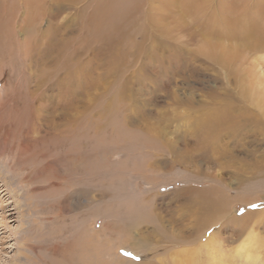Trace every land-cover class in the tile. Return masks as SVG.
<instances>
[{
  "label": "rangeland",
  "instance_id": "374dc122",
  "mask_svg": "<svg viewBox=\"0 0 264 264\" xmlns=\"http://www.w3.org/2000/svg\"><path fill=\"white\" fill-rule=\"evenodd\" d=\"M173 1L154 0L153 18L163 14L160 7L171 9ZM192 1L203 3L194 17L177 6L181 20L166 21L169 32L164 41L171 43V47L163 51L161 46L152 47L149 38L151 56L137 57L125 73L136 78L130 88L131 104L135 106L132 112L154 114L163 119L169 116L172 122L166 128L167 135L172 139L186 136L185 140H179L182 146L191 143L187 128L199 116L210 113L215 106L239 105L241 111L233 117L244 120L245 124L241 129L223 131L214 149L215 152L232 151L234 158H220L214 151L210 154L199 151L194 153V161L167 172L166 163L163 165L166 155L159 156L156 161L161 163L162 170H141L137 163L131 164L134 171L130 170L124 180L118 181L119 176L114 173L123 175L121 169L111 171L112 183L87 175L88 170L93 171L91 168L101 167L93 163L89 154L95 148H92L93 140L86 145L83 157L73 154L76 149H71L73 155L68 156L59 146L60 136L53 137L43 130L42 119L47 113L43 101L22 106L25 98L21 94L32 85L37 70H52V67L48 59L35 57L33 53L24 57L18 52L6 55L10 44L6 46L8 41L4 40L9 33L4 21L6 8L12 3L0 0V4L6 3L0 6V175L6 181L1 184L0 177V191L11 210L7 212L9 217L12 213L11 219L0 216V223L4 224V228L0 227V264H95L99 261L100 264H148L146 258L150 264H264V196L256 200L254 197L256 190L259 195L264 190V179L255 176L248 163L249 158L264 152L261 129L264 123V0ZM24 14L21 6L12 17L15 29L21 33ZM149 23L150 31L160 36L158 27L163 21ZM45 24V20L40 23L35 39L41 40V34L47 29ZM71 32L76 34L74 26ZM22 37L23 33L18 40ZM156 57L163 63L159 64L160 72L153 74L151 69ZM144 62L151 81L145 82L139 76L140 72L144 73L140 70ZM93 72L98 73L99 68ZM82 77L84 82L90 81L87 73L82 72ZM26 78L27 83L23 84ZM36 107L43 108L37 121L33 118ZM28 128H31L29 132ZM22 145L25 151L21 150ZM96 152L98 157L102 154ZM120 153H109L111 165L118 164ZM32 155L35 160L30 159ZM140 161L138 158L139 164ZM223 162L233 163L227 168L221 166ZM213 184L222 190L219 196L212 191ZM9 190L12 194L5 196ZM145 192L152 194L151 200L142 199ZM139 205L142 208L137 209ZM128 209L134 210L127 212ZM156 214L166 220L163 235L169 234L170 227L185 234V239L177 244L148 243L146 249L142 246L143 250L137 251L134 248L140 244L138 231L126 232L121 222L140 216L156 217ZM141 229L146 234L151 225ZM92 237L97 253L85 246L81 249L83 242ZM246 242H251L248 254L239 251Z\"/></svg>",
  "mask_w": 264,
  "mask_h": 264
},
{
  "label": "bare ground",
  "instance_id": "6f19581e",
  "mask_svg": "<svg viewBox=\"0 0 264 264\" xmlns=\"http://www.w3.org/2000/svg\"><path fill=\"white\" fill-rule=\"evenodd\" d=\"M10 1L12 5H8L9 8H6L7 14L4 21L9 27V33L7 37H5L6 39H4L8 41L6 46L10 44V47L6 49V51L8 50L6 55L10 56L11 53L17 54L18 52L20 56L24 57L25 55H31L33 53L35 57L48 59L52 67V70H37L38 74L32 80V83H30L32 85L26 89L27 91H23L21 94L25 98L22 102V106L27 107L32 101H43L44 107L47 108V113L44 117L42 116L44 118L42 119L44 124L43 130L45 134L53 135V137L55 135H58V137L60 136V139H58L59 146L63 147V153L66 152L65 154L68 156L74 154L83 157L82 154H84L86 145H89V142L93 140V142H91L92 148H95L90 150L91 152H89V154L93 163L101 167L91 168L93 171L88 170V172H90H87L88 176H94L100 181H106L107 179V181L110 180L114 183L112 174L115 173L119 176L118 181H121L120 178L124 180V176L129 175L131 172L130 170H132L131 164L135 163L139 165L141 170L153 169L159 171L160 169L162 170L160 166L161 163L159 164L156 159L164 155L166 156L163 165L166 163L165 169L169 172L176 166L180 167L183 164L186 165V163L188 164L194 161L193 157L196 152L200 151L202 154H210V152L214 151L216 145L219 144V138L223 131L241 129L245 124L244 120L233 117L237 112L240 113L241 106L236 104L215 106L210 113L199 116L195 124L191 126L188 125L186 133L189 135L191 143L186 144L183 141L184 145L182 144V146H180L179 140H185L187 137L181 135L182 137L172 139L167 135L166 128L170 126L172 122L169 116L166 118L163 114L165 116L163 119L162 116H153L154 114H145L144 112H137L135 114L132 112L135 106L131 104L132 93L130 88L132 81L136 78L135 75L127 76L125 73L130 70L134 63V59L137 57L147 59L149 55L151 56L149 38L152 42V47L161 46L162 51L170 46L171 43L169 44L168 41H164L165 34L169 32L166 21L169 18L171 21L175 22L181 20L177 6L184 9L183 11L186 15L194 17L195 14L200 11L199 8H202L203 3L200 4L192 0H174L171 8L172 10L169 9V7H160V3L159 7L162 8L160 11L163 14L157 15L154 19L151 13L152 2L154 0ZM161 1L163 0H159V2ZM5 4V2L3 4L1 3L0 6L4 7ZM21 6L25 14L21 20L23 37L20 41L18 37L22 33L20 29H15V23L12 17L15 10L20 9ZM165 8L167 11H165ZM71 10H73V13L69 14ZM164 13L166 15H164ZM43 20L46 21L45 27H47V29L41 34V40L35 39L40 31V23L43 22ZM153 20H158L159 22L163 21L158 27L160 33L158 34L160 36H156L149 29V22L152 23ZM73 26L76 34L71 32ZM137 35H139V38H136ZM11 46L14 50L11 49ZM174 47L175 46H173V49H175ZM128 57H132V59H128ZM161 61L162 60L158 58L153 61L154 69H151L153 70V74L160 72L159 67L161 66L159 64L163 63ZM146 63L147 62H144L142 69H140L144 73L140 72L139 75L145 82L146 80L151 81L149 70L146 69ZM98 68V73L93 72V69ZM82 72L88 74V78H90L89 82H84L85 78L82 77ZM144 74L147 76H143ZM30 75L31 74H29V77ZM26 83L27 78L23 84ZM47 96L51 97L49 98L50 100L47 99ZM65 101H67V103H64ZM178 101L177 103H179ZM42 109L43 108H35L33 114L35 121L40 118ZM156 112L162 114L161 110H156ZM155 119H158V123L155 122ZM255 125L259 129V121H256ZM30 129L31 128H28V132ZM261 129L263 131L262 133H264V123H262ZM255 132H257L256 129ZM96 145H102V147L99 146V148ZM24 146L25 145L21 146V150L23 151L26 150ZM71 149H76L77 152L73 153L74 151ZM96 151L102 154L98 157ZM116 152H121V158L118 160V164L114 163L111 165L109 153L113 154ZM215 154H218L219 157L229 156L232 157V159L234 158L232 151H227V153L225 151H219L215 152ZM148 155L150 157H148ZM167 155H170V157ZM145 157L148 158L145 159ZM33 158V155L32 157L30 156V159ZM138 158L141 159L140 164L137 162ZM249 161L248 163L251 164L254 175L262 176L264 179V152L259 155V157L255 156L249 158ZM232 163L233 162H223L221 166L228 168L230 166L229 164ZM194 167L196 166L194 165ZM98 168L101 169L99 170ZM116 169L117 171L121 169V172H124L123 175L117 172H111L116 171ZM109 170L110 172L108 173ZM126 171H129L128 174ZM0 177L2 180L1 184H5L6 181L1 175ZM145 177L146 176H144V178ZM212 191L219 196L222 190L213 184ZM5 192V196H10V194H12V190ZM255 194L254 197L256 200L264 196V190L261 191L260 195L259 190H256ZM142 196V199L146 201L152 198V194L148 192H145ZM3 199L4 196L1 195L0 191V216H2V219H11L12 213H10V217L8 215L11 210L8 209V205L5 204L6 201L4 200V202ZM242 201L244 200L242 199ZM141 206L142 205H139L137 209ZM181 207L186 208V206ZM186 209H189V207ZM131 210L134 209H128L127 212ZM143 210L145 209L143 208ZM122 211L124 210L122 209ZM152 216H140L132 220L127 219L128 221L124 220L121 222V226L125 228L126 232L132 231L131 229L139 232H137V237L140 244L139 247L134 249L137 251L143 250L140 248L142 246L143 248L145 246L146 249L148 243L152 244L153 242H155V244L156 242H171L177 244L185 239V234H182L179 230L176 231L174 228L169 229L170 227L168 228L169 234L163 235L162 226H167L164 224L166 220H163L157 214L154 215L156 217ZM115 218L114 221L116 220ZM148 224L151 225V230L143 234L141 228ZM3 225V222L0 223L1 228H4ZM121 226L120 228H122ZM88 239L83 242L81 249L85 246L86 249L93 250L97 253L98 250L95 247L93 237L89 241ZM247 241H250V239ZM248 245H251V242H246L241 245L239 251L241 250L247 253ZM119 248H121V246ZM145 251H149V248ZM148 259L146 258L147 261L145 262L150 264L151 262ZM95 264H100V261Z\"/></svg>",
  "mask_w": 264,
  "mask_h": 264
}]
</instances>
